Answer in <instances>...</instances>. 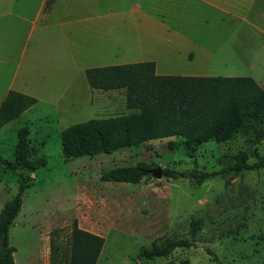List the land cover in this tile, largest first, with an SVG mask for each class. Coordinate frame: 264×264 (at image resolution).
<instances>
[{
	"label": "rangeland",
	"instance_id": "rangeland-1",
	"mask_svg": "<svg viewBox=\"0 0 264 264\" xmlns=\"http://www.w3.org/2000/svg\"><path fill=\"white\" fill-rule=\"evenodd\" d=\"M39 0H0V105L10 89L38 99L0 128V214L18 192V130L29 127L28 187L8 232L16 264H50L52 240L78 226L104 237L97 264H263L264 167L198 183L153 177L101 178L113 167L145 163L191 172L264 157V121L248 122L225 141L198 145L170 136L111 153L66 159L61 133L93 118L129 113L124 91L89 88L85 69L154 61L159 74L249 76L264 87V0H139L137 25L107 37L100 55L36 53ZM80 50V49H77ZM98 93L97 95H95ZM155 241L176 246L144 257ZM208 251H211L208 252Z\"/></svg>",
	"mask_w": 264,
	"mask_h": 264
},
{
	"label": "trees",
	"instance_id": "trees-1",
	"mask_svg": "<svg viewBox=\"0 0 264 264\" xmlns=\"http://www.w3.org/2000/svg\"><path fill=\"white\" fill-rule=\"evenodd\" d=\"M92 89L125 90L127 114L93 118L75 123L61 133L66 159L139 145L152 139L180 136L198 145L208 139L230 138L248 122L264 121V87L249 76L162 75L154 61L114 64L86 69ZM38 102L37 98L10 89L0 105V128L19 118ZM29 127L18 130L15 167L19 172L18 192L0 214V264H16V248L8 242V232L23 204L28 181L21 171L34 168L29 161ZM244 154L232 167L212 172L164 169L171 178H189L198 183L218 174L264 167V157L246 163ZM145 163L113 167L103 171L107 181L137 183L148 176ZM7 236L3 246L1 238ZM104 237L75 226L65 242L52 240L50 264H97ZM176 244L155 241L141 254L147 258L167 255ZM211 253V251H208ZM264 264V262H263Z\"/></svg>",
	"mask_w": 264,
	"mask_h": 264
},
{
	"label": "crops",
	"instance_id": "crops-1",
	"mask_svg": "<svg viewBox=\"0 0 264 264\" xmlns=\"http://www.w3.org/2000/svg\"><path fill=\"white\" fill-rule=\"evenodd\" d=\"M141 9L139 0H39L34 13V21H40L41 30L36 53L100 55L109 35L116 36L126 24L137 25L134 11ZM119 90L125 93L124 89L108 91ZM125 108L129 111L126 103Z\"/></svg>",
	"mask_w": 264,
	"mask_h": 264
},
{
	"label": "water",
	"instance_id": "water-1",
	"mask_svg": "<svg viewBox=\"0 0 264 264\" xmlns=\"http://www.w3.org/2000/svg\"><path fill=\"white\" fill-rule=\"evenodd\" d=\"M148 171L153 175V177L156 178H161L162 176H164V170L161 167L151 168ZM6 242H7V236L3 235L1 238L2 245L5 246Z\"/></svg>",
	"mask_w": 264,
	"mask_h": 264
}]
</instances>
